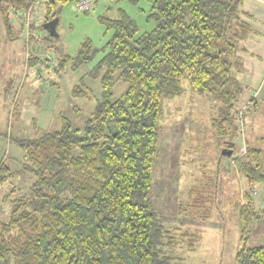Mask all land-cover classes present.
<instances>
[{"label": "trees", "instance_id": "16d2710c", "mask_svg": "<svg viewBox=\"0 0 264 264\" xmlns=\"http://www.w3.org/2000/svg\"><path fill=\"white\" fill-rule=\"evenodd\" d=\"M36 1L0 0L11 38L13 16ZM243 1L154 0L148 19L155 25L146 31L121 9L116 18L100 17L113 30L104 47L87 39L75 56L59 60V67L72 61L77 68L102 52L87 72L100 75L101 98L82 128L64 118L39 136H10L23 155L18 169L0 160V183L25 178L28 185L10 182L16 194L0 221V264H183L162 248L169 236L152 203L162 101L180 96L185 80L219 101V136L235 152V104L243 90L238 51L253 31ZM56 4L47 2L46 21L58 16ZM118 81L127 87L115 98ZM81 85L73 94L89 96ZM260 142L246 144L238 158L250 185L264 180V137ZM259 216L254 195L245 193L237 264H264V246L247 245Z\"/></svg>", "mask_w": 264, "mask_h": 264}, {"label": "rangeland", "instance_id": "374dc122", "mask_svg": "<svg viewBox=\"0 0 264 264\" xmlns=\"http://www.w3.org/2000/svg\"><path fill=\"white\" fill-rule=\"evenodd\" d=\"M153 1L104 0L80 12L74 0H57L58 37L44 27L46 2L30 18V26H37L34 30L28 32L24 22L13 16L14 38L0 14V160L19 168L23 149L10 141L11 135L39 136L60 128L64 118L75 127L84 126L102 92L100 75L87 72L103 53L77 68L72 61L59 67V60L75 56L87 39L95 47H104L113 30L100 17L116 18L121 9L137 21L141 31L151 30L155 22L148 15ZM31 56L37 59L29 60ZM78 84L88 88L89 96L73 94ZM126 87L118 81L114 97ZM254 94L243 86L235 104L234 124L241 127V135L231 155L224 153L228 137L219 136V101L193 91L187 80L180 96L162 101L152 203L169 236L162 248L183 264H237L242 244L239 211L247 192L254 195L260 214L250 225L247 245L264 246V180L250 185L238 160L245 151L244 137L248 145L262 146L258 138L264 137V103ZM15 180L0 183V221L6 219L16 194L10 183ZM19 180L16 183L25 189L28 180Z\"/></svg>", "mask_w": 264, "mask_h": 264}, {"label": "crops", "instance_id": "0c3cea01", "mask_svg": "<svg viewBox=\"0 0 264 264\" xmlns=\"http://www.w3.org/2000/svg\"><path fill=\"white\" fill-rule=\"evenodd\" d=\"M242 11L253 31L238 51L243 69L237 72V77L256 98L261 96L264 103V0H244ZM242 141L247 144L246 137Z\"/></svg>", "mask_w": 264, "mask_h": 264}, {"label": "built area", "instance_id": "2783aa9c", "mask_svg": "<svg viewBox=\"0 0 264 264\" xmlns=\"http://www.w3.org/2000/svg\"><path fill=\"white\" fill-rule=\"evenodd\" d=\"M50 0H37L34 4H32L25 12L19 13L18 17L21 21L24 22V24L27 26V28H30V23H31V16L33 18V15L39 13V11L42 9L43 4L48 2ZM74 6L76 10L80 12H88L97 5L103 1V0H74Z\"/></svg>", "mask_w": 264, "mask_h": 264}, {"label": "water", "instance_id": "95a60500", "mask_svg": "<svg viewBox=\"0 0 264 264\" xmlns=\"http://www.w3.org/2000/svg\"><path fill=\"white\" fill-rule=\"evenodd\" d=\"M59 16H56V17H54L53 19H51V20H48V21H46L45 23H44V27L46 28V29H48L49 30V32L53 35V36H55V37H58L59 35H58V33H57V25H58V23H59ZM224 153L225 154H228V155H231V154H233V149H230V148H227L226 147V149L224 150Z\"/></svg>", "mask_w": 264, "mask_h": 264}]
</instances>
